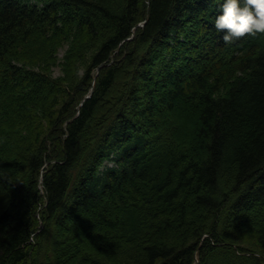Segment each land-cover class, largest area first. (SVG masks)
I'll list each match as a JSON object with an SVG mask.
<instances>
[{"label": "trees", "instance_id": "1", "mask_svg": "<svg viewBox=\"0 0 264 264\" xmlns=\"http://www.w3.org/2000/svg\"><path fill=\"white\" fill-rule=\"evenodd\" d=\"M219 4L0 0V264H264V33Z\"/></svg>", "mask_w": 264, "mask_h": 264}, {"label": "clouds", "instance_id": "2", "mask_svg": "<svg viewBox=\"0 0 264 264\" xmlns=\"http://www.w3.org/2000/svg\"><path fill=\"white\" fill-rule=\"evenodd\" d=\"M215 28L225 43L245 34L264 33V0H220Z\"/></svg>", "mask_w": 264, "mask_h": 264}, {"label": "rangeland", "instance_id": "3", "mask_svg": "<svg viewBox=\"0 0 264 264\" xmlns=\"http://www.w3.org/2000/svg\"><path fill=\"white\" fill-rule=\"evenodd\" d=\"M62 52H63V51H61V52L59 53L60 56L62 55ZM53 71H54L55 75H58L60 70H59L58 67H54V68H53ZM40 227H42V225H40Z\"/></svg>", "mask_w": 264, "mask_h": 264}]
</instances>
